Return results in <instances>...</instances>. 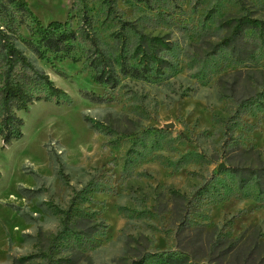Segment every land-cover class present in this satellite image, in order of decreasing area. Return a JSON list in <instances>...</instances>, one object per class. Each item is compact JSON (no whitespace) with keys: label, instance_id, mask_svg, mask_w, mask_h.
Listing matches in <instances>:
<instances>
[{"label":"rangeland","instance_id":"obj_1","mask_svg":"<svg viewBox=\"0 0 264 264\" xmlns=\"http://www.w3.org/2000/svg\"><path fill=\"white\" fill-rule=\"evenodd\" d=\"M26 1L42 23L86 14L118 83L95 82L84 58L55 61L60 74L15 39L71 102L34 101L17 111L22 136L0 140V264H264V192L234 168L264 164V32L250 30L256 58L222 44L264 0ZM0 17L30 37L25 10ZM75 48L89 55L81 32Z\"/></svg>","mask_w":264,"mask_h":264},{"label":"trees","instance_id":"obj_2","mask_svg":"<svg viewBox=\"0 0 264 264\" xmlns=\"http://www.w3.org/2000/svg\"><path fill=\"white\" fill-rule=\"evenodd\" d=\"M104 1L108 2V0ZM241 1L242 7L248 10L246 0ZM8 5H17L25 10L31 17L34 26L29 29L30 37L26 38L17 31L12 23L0 17V140L2 146L20 138L23 134L24 120L22 116L17 114L18 110H27L29 104L36 100H54L56 103L71 102L69 93L56 85L47 72L36 67L15 44L16 38L28 45L39 59L49 62L55 68L57 67L55 61L64 59L79 61L84 58L82 68L84 69L86 66L92 69L91 76L95 82L110 86H115L118 83L117 73L98 46L96 38L87 29L91 26V22L86 14H83L82 22L77 27H72L69 18L65 20L52 19L47 23H42L26 0H0V14L7 9ZM105 7L106 12L113 13L112 5H105ZM119 21L125 25L128 23L120 20V18ZM255 29L264 32V18L253 17L247 12L241 14L232 19L230 29L223 37L222 44L229 47L239 59L256 58L258 41L252 39L250 34V30ZM79 32L88 39L91 45L89 55L83 56L75 48ZM146 50V48L143 49L145 55ZM124 66L125 63L122 62L121 67L124 68ZM56 71L64 74L57 68ZM123 71L135 76L139 75L137 66H130L129 70L124 69ZM81 94L92 101L103 100L102 95L91 89H83ZM84 119L89 121L92 126L98 127L95 122H91V118L88 116H84ZM234 168L238 171L241 184L253 182L259 192H264V164L237 165ZM59 171L67 179V175L63 173L61 167ZM71 208L72 203L69 207L61 209L62 218L58 233L69 227ZM163 258L168 264H202L187 261L183 255L174 252L166 253Z\"/></svg>","mask_w":264,"mask_h":264},{"label":"water","instance_id":"obj_3","mask_svg":"<svg viewBox=\"0 0 264 264\" xmlns=\"http://www.w3.org/2000/svg\"><path fill=\"white\" fill-rule=\"evenodd\" d=\"M171 125H172V123H165V126H166V127H169V126H171ZM224 165H225V162H220L219 165H218V167H217V169L220 170L221 167L224 166Z\"/></svg>","mask_w":264,"mask_h":264}]
</instances>
